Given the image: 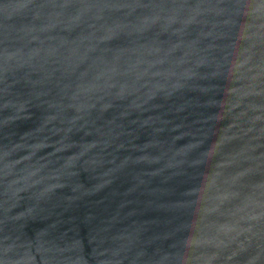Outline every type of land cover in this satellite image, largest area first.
<instances>
[{"label":"water","instance_id":"1","mask_svg":"<svg viewBox=\"0 0 264 264\" xmlns=\"http://www.w3.org/2000/svg\"><path fill=\"white\" fill-rule=\"evenodd\" d=\"M0 264H264V0H0Z\"/></svg>","mask_w":264,"mask_h":264}]
</instances>
